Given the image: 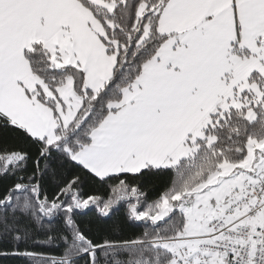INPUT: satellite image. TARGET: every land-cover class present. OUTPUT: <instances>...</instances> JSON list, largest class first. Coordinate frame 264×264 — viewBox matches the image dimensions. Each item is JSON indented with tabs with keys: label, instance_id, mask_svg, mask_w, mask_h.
Masks as SVG:
<instances>
[{
	"label": "snow or ice",
	"instance_id": "6c2138e0",
	"mask_svg": "<svg viewBox=\"0 0 264 264\" xmlns=\"http://www.w3.org/2000/svg\"><path fill=\"white\" fill-rule=\"evenodd\" d=\"M8 261L264 264V0H0Z\"/></svg>",
	"mask_w": 264,
	"mask_h": 264
},
{
	"label": "trees",
	"instance_id": "16d2710c",
	"mask_svg": "<svg viewBox=\"0 0 264 264\" xmlns=\"http://www.w3.org/2000/svg\"><path fill=\"white\" fill-rule=\"evenodd\" d=\"M143 183L145 184L146 187L152 189L153 191H155V189L159 187V181L154 177H146L144 179ZM81 220L85 225H88L89 221H90V217L84 216V217H81ZM93 227H94V225H93ZM6 264H18V262L8 261V262H6Z\"/></svg>",
	"mask_w": 264,
	"mask_h": 264
}]
</instances>
